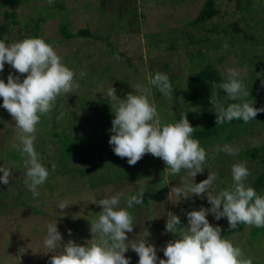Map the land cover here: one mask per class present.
<instances>
[{"label":"rangeland","instance_id":"1","mask_svg":"<svg viewBox=\"0 0 264 264\" xmlns=\"http://www.w3.org/2000/svg\"><path fill=\"white\" fill-rule=\"evenodd\" d=\"M204 1L54 0L49 5L48 0H30L29 6L26 2H16L0 7V23L5 20L3 11L7 9H14L16 19L20 21L9 26L6 44L18 42L20 35L27 38L29 31L23 22L42 15L45 20L41 22L38 34L43 38L60 39V23H66L72 32L81 28L91 32V36L75 35L51 43L63 62L76 73L75 80L80 87L73 93L60 95L53 111L41 118L35 145L44 165H50L49 171L53 163L60 171L57 164L60 150L75 149L73 145L78 142L81 146L75 151L84 155L80 157L85 162L78 160V154L67 159L75 170L49 175L35 199L24 184L25 169L15 138V121L2 107L3 98L0 97V166L11 168L13 173L9 184L0 183V264H49L54 253H47L49 250L42 242L50 222H57L63 236L62 244L74 240L86 245L92 239L90 221L102 211V206L91 203L92 200L117 193L133 195L140 188L145 191L144 203L129 210L136 227L128 233V239H148L155 245L158 258L167 259L162 249L178 238L165 231L167 214L172 212L180 216L182 225L186 226L187 212L211 207L206 193L188 199L181 197L179 202L176 194L171 192L173 187L200 183L210 172L218 176L215 195L232 185L233 164L246 162L251 171L248 183L255 175L252 172L260 169L246 151L264 145V112L248 123L234 119L225 133H221L213 125L216 121L205 127L202 125L205 121L201 115L215 113L214 109L199 111L184 103L181 94H176L175 84L184 90L185 77L208 63L217 68L225 80L227 68L234 67L240 78L249 81L253 87L248 99L254 101V107L264 108V2L254 0L251 9L245 11L246 0H216L219 11L211 21L218 24V28L232 24L231 32L226 34L207 31L205 28L210 27V22L200 28L186 24L197 17ZM186 31L193 36L184 35ZM172 41H175L173 47ZM225 43L227 50L223 47ZM157 71L169 75L174 89L171 99L159 95V90L151 85ZM10 74L19 75L21 81L26 77L6 63L0 79L7 82ZM172 75L176 77L173 80ZM137 83L151 88L152 100L162 122H178L181 114L188 112L187 118L196 128L193 138L207 142L203 144L205 142L199 140L207 157L203 173H198L195 179L187 170H181L178 175H167L165 162L151 154L131 166L127 158L114 153L109 140L116 102L111 101L106 92L112 86L124 99L132 91L136 94L134 86ZM225 95L223 93L220 98L222 101ZM61 105L65 115L57 120ZM225 144L238 149V153L228 155L215 151L217 146ZM95 163L104 166L87 175L76 171L77 166ZM261 193L264 194V187ZM64 199L73 205L60 210L58 204ZM121 206H126L123 199ZM208 220L213 226L221 227L223 238L232 240L246 256L252 257L253 264H264V228L245 225L230 231L226 217L217 221L210 213ZM125 256L130 259V264H138L139 256L131 249Z\"/></svg>","mask_w":264,"mask_h":264},{"label":"clouds","instance_id":"2","mask_svg":"<svg viewBox=\"0 0 264 264\" xmlns=\"http://www.w3.org/2000/svg\"><path fill=\"white\" fill-rule=\"evenodd\" d=\"M53 2L48 0L49 5ZM223 47L227 50L228 44ZM6 63L19 74H26L22 81L19 75L12 74L7 82L0 79V97L3 98L2 107L15 121V138L25 169L24 184L35 199L40 195L38 189L50 175L35 147L37 126L42 117L53 111L60 95L73 93L80 85L75 80L74 70L63 62L55 46L42 37L25 38L11 44L0 40V72H3ZM80 75L82 77L83 73ZM151 85L166 98H172L174 89L168 74L157 71ZM212 88L210 104L216 113L217 126L234 119L248 123L258 113L264 112V108L254 107V101L248 99L251 93L234 67L227 68L225 82L214 83ZM216 89L226 93L223 101ZM134 92L136 94L132 91L124 99L116 94L112 86L106 92L107 97L116 102L114 112L111 105L114 119L109 140L114 153L127 158L131 166L146 154L161 158L167 166V175H178L181 170H187L188 175L195 179L198 173H203L207 152L200 141L193 138L196 128L190 124L187 115L182 113L175 123L162 122L152 100L151 88L137 83ZM64 115L61 105L57 120ZM215 151L236 155L239 150L225 144L217 146ZM55 170L53 163L51 171ZM0 173H3L0 183L9 184L13 177L12 169L0 166ZM231 174L232 185L215 195L213 191L218 176L210 172L208 178L200 183L172 188L171 192L176 194L179 202L181 197L188 199L206 193L211 207L187 212L186 226L182 225L180 216L172 212L167 214L165 231L178 237L162 249L167 259L158 258L155 245L148 239H128V233L136 227L135 218L129 210L144 203L145 191L140 188L133 195L117 193L92 200L91 203L102 206V211L94 221H90L92 239L86 245L77 244L74 240L62 244L63 236L58 231L57 222H50L42 242V246L49 250L47 253H54L49 264H130V259L125 256L129 249L138 254V264H157L158 260L159 264H253L252 257L246 256L232 240L223 238L221 227L213 226L208 220L211 213L217 221L226 217L231 229L241 224L264 228V195H259L248 183L251 171L246 162L233 164ZM122 199L124 207L121 206ZM71 205L68 199H64L59 202L58 209L64 210Z\"/></svg>","mask_w":264,"mask_h":264},{"label":"trees","instance_id":"3","mask_svg":"<svg viewBox=\"0 0 264 264\" xmlns=\"http://www.w3.org/2000/svg\"><path fill=\"white\" fill-rule=\"evenodd\" d=\"M29 1L30 0H0V7L2 6H6L9 4L13 3H25L26 2V6H29ZM253 1L254 0H246V4L243 5L245 11L251 9V7L253 6ZM262 2H264V0H261ZM218 7L216 4V0H205L201 9L198 12V15L196 18H194L193 20L187 22V25H190L192 27L195 28H200L202 26H204L205 24H207L208 22H210V27L209 28H205L207 31L213 32V33H229L231 32L229 27L232 26V24H228L224 27H220L218 28V24L212 22L211 20L218 15ZM5 20L0 23V40H4L5 43L8 41V38L5 37L6 35H8L9 33V26L11 24H19V20H17V13L14 11V9L11 10H5L3 11ZM52 15V14H51ZM45 20V16H39L38 19L33 20L32 17H29V19L27 21H24V26L25 29L27 31H29L27 38L30 37H41L38 34V31L40 29V24L42 21ZM218 25V26H217ZM60 31H61V37L60 39H54V38H44L46 40L47 43H57L59 42L58 40H67V39H71L72 37H74L75 35L78 36H89L91 34V32L87 29V28H81L79 29L77 32H72L70 31V29L68 28V26L66 25V23H60ZM188 34V35H187ZM184 35H186L187 37H192L193 34L189 33L188 31H186L184 33ZM91 36V35H90ZM43 38V37H42ZM24 39V35H20L19 36V41ZM175 46V41H172V45L171 47ZM174 78H176L174 75L171 76V80H173ZM242 79V78H241ZM243 82L246 84L248 91L251 92L253 90V87L251 85V83L249 81H246L245 79H242ZM226 80L222 77V75L220 74V72L218 71L217 68H215L212 64H205L204 66H202L199 70L195 71L194 73H191L189 75H187L185 77V88L184 90L182 88H178V84H175V90H176V94L179 95L181 94V98L183 100L184 103L189 104L190 106L196 107L199 111H206L209 108L212 107V105L210 104V96H211V91H213L212 85L215 84H219L222 82H225ZM216 91L219 93V98H223V90L221 89H216ZM159 95L163 96V94L159 91L158 92ZM184 115H189L188 112L183 113ZM202 119H204L205 124L203 127L208 126V124L213 123V121L217 120L216 117V113H207L205 112L204 114L201 115ZM233 121L229 122H225L223 125H219L217 126V124H213L216 126L217 131L221 132V133H225L226 128L229 126V124L233 123ZM208 142H210V138ZM203 144H206L207 142L204 139H199ZM72 144V142H71ZM68 145V144H67ZM66 145V146H67ZM81 146V142L75 143L73 145V147L75 149H72L70 151H65L60 150L59 154L57 155V164L61 167V170L59 171L58 168L54 171L51 172L50 171V176L56 175L58 172L60 173H69L71 170H75L73 169L74 166L69 165V163L67 162V159H73L75 157L76 151L78 150V147ZM76 150V151H75ZM109 149H107L108 151ZM89 151V150H88ZM87 151V152H88ZM87 152L85 154H87ZM247 156H249L250 158H253L258 166L260 167V169L256 170L252 173H254L255 175L253 177H251L249 184L250 186H252L253 188H255V190L257 191V193L259 195H264L262 194V188L264 187V145L262 146H254L251 149H248L246 151ZM83 154H78V160L81 162H85L84 158H81L80 156H82ZM107 155H110L109 153H107ZM84 156V155H83ZM103 159V158H102ZM142 160V159H141ZM46 167L50 168V165H45ZM76 166V165H75ZM104 165L100 164V163H95L92 164L90 166H86V167H81V166H77L78 169L76 170L77 172H80L83 175H87L90 174L93 170L95 169H99L102 168ZM243 224L238 225L235 229H230V231H235L238 230L240 228H242ZM257 229V228H255ZM260 229V228H259ZM254 233V231H253Z\"/></svg>","mask_w":264,"mask_h":264}]
</instances>
